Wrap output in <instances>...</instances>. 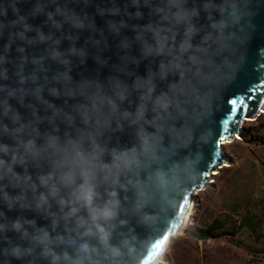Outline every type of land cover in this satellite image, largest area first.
Wrapping results in <instances>:
<instances>
[{"label":"water","instance_id":"1","mask_svg":"<svg viewBox=\"0 0 264 264\" xmlns=\"http://www.w3.org/2000/svg\"><path fill=\"white\" fill-rule=\"evenodd\" d=\"M0 61V160L18 177L0 178V264H53L49 249L68 264L82 242L96 250L85 264H158L228 162L223 144L264 112V0H0ZM78 152L95 165L96 206L118 201L100 222L115 257L77 227L87 208L65 219L59 202L64 174L81 183Z\"/></svg>","mask_w":264,"mask_h":264},{"label":"rangeland","instance_id":"2","mask_svg":"<svg viewBox=\"0 0 264 264\" xmlns=\"http://www.w3.org/2000/svg\"><path fill=\"white\" fill-rule=\"evenodd\" d=\"M242 131L223 144L228 162L194 192L185 230L158 264H264V112Z\"/></svg>","mask_w":264,"mask_h":264},{"label":"clouds","instance_id":"3","mask_svg":"<svg viewBox=\"0 0 264 264\" xmlns=\"http://www.w3.org/2000/svg\"><path fill=\"white\" fill-rule=\"evenodd\" d=\"M185 14L177 13L178 19H183ZM154 31V40H155V47H149V50L156 51V52H163L167 45V37L162 35L160 30H153ZM2 62V61H0ZM55 93V90H53ZM161 107L167 108V103L162 102ZM5 115L8 114L9 108L5 104ZM7 131V129H5ZM17 131H20L17 129ZM22 146L24 148L26 155H36L37 150L35 148V144L33 141H28L27 143L22 142ZM0 151L7 153L9 149L6 146H0ZM118 163L116 165L117 168L123 166L125 168L130 166L131 161L127 158H117ZM77 160L81 164V171H80V179L81 183L76 184V176L74 173H66L60 179L64 186L69 187L71 190L70 198L68 200H64L63 198L60 199V204L62 207H67L68 211L65 213V219H71L77 217V214L80 210V207H84L88 209L89 212V219L84 220L83 218H78L76 223L78 228H82L84 236H97L100 242L104 245V247L108 250L109 254L112 257H115L119 254L117 249H112L108 243L109 241V233L102 227L101 221L107 222L110 221L115 216V209L117 207L118 201L114 199L115 193H112L113 199L110 200L107 204L103 207H98L95 204L96 199V188H95V165L91 164V161L88 157H85L83 153H77ZM0 170H2L3 176L11 175L12 178L18 179L15 177L14 174L11 173V167L5 165L3 160H0ZM111 176V172H109L108 176H105V179H109ZM46 186L49 187L50 195L56 197L59 195V188L56 186L55 178L54 177H47L42 181ZM115 183V180H113ZM41 203H47V197H41ZM95 229V231H93ZM41 242L47 244L48 237L45 233L41 237ZM72 243V241H69ZM96 250L91 248L87 242L79 243L76 247V256L71 257L67 253L64 254L63 260L67 261L68 264H85V261H91L92 254ZM48 254L52 256L53 264H59V261L62 259L60 256H57L55 253L48 250Z\"/></svg>","mask_w":264,"mask_h":264},{"label":"snow or ice","instance_id":"4","mask_svg":"<svg viewBox=\"0 0 264 264\" xmlns=\"http://www.w3.org/2000/svg\"><path fill=\"white\" fill-rule=\"evenodd\" d=\"M241 110L245 111L247 110V105H245L243 100L239 101H233L231 104V113L232 115L237 114L238 112H241Z\"/></svg>","mask_w":264,"mask_h":264},{"label":"trees","instance_id":"5","mask_svg":"<svg viewBox=\"0 0 264 264\" xmlns=\"http://www.w3.org/2000/svg\"><path fill=\"white\" fill-rule=\"evenodd\" d=\"M216 228H217V222H215L214 224H212L211 226H209V229H208L209 235H211V236H218L219 234L215 233ZM194 236L196 238H198V239H201V236L200 235L194 234Z\"/></svg>","mask_w":264,"mask_h":264},{"label":"bare ground","instance_id":"6","mask_svg":"<svg viewBox=\"0 0 264 264\" xmlns=\"http://www.w3.org/2000/svg\"><path fill=\"white\" fill-rule=\"evenodd\" d=\"M191 208H192V206L190 207V210H191ZM190 210H189V212H190ZM189 212H188V214H189ZM187 218H188V215H187L186 218H185V221H184V224H183V227H182L180 233H182V232L185 230V226H186V220H187ZM180 233H179V234H180ZM161 259H162V258H160L159 261H160ZM158 263H159V262H158Z\"/></svg>","mask_w":264,"mask_h":264}]
</instances>
